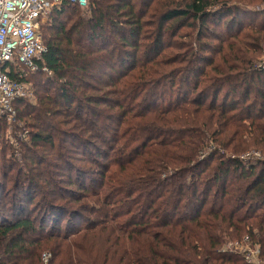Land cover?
Instances as JSON below:
<instances>
[{
  "label": "trees",
  "instance_id": "obj_1",
  "mask_svg": "<svg viewBox=\"0 0 264 264\" xmlns=\"http://www.w3.org/2000/svg\"><path fill=\"white\" fill-rule=\"evenodd\" d=\"M42 29L0 264L264 261V0H62Z\"/></svg>",
  "mask_w": 264,
  "mask_h": 264
},
{
  "label": "built area",
  "instance_id": "obj_2",
  "mask_svg": "<svg viewBox=\"0 0 264 264\" xmlns=\"http://www.w3.org/2000/svg\"><path fill=\"white\" fill-rule=\"evenodd\" d=\"M81 8L89 0H70ZM62 0H0V120L8 123L17 116L15 101L30 97V83L10 76L13 65L37 70L36 59L45 51L41 23ZM264 67V53L261 60ZM20 76H22L20 74ZM250 248V247H249ZM225 249L243 252L249 262L256 263L252 249L229 245ZM50 253H44L48 261Z\"/></svg>",
  "mask_w": 264,
  "mask_h": 264
},
{
  "label": "rangeland",
  "instance_id": "obj_3",
  "mask_svg": "<svg viewBox=\"0 0 264 264\" xmlns=\"http://www.w3.org/2000/svg\"><path fill=\"white\" fill-rule=\"evenodd\" d=\"M48 20V16L43 19L41 23V32L43 33V24H45ZM43 36V35H42ZM264 53V51H263ZM263 53L261 55V60L263 57ZM30 97H28L31 101H35V95H34V87L32 83H30ZM14 119L12 123H8L7 126H4V129H0V156L6 155V157L13 156V154L16 156H21L22 153V140L23 137L26 139H29V136L27 135V130H24L22 132L21 130L17 129L16 126H14ZM17 121V120H16ZM22 125V124H21ZM0 127H1V121H0ZM22 147V148H21ZM249 155V154H247ZM249 237L245 236L242 239H235L225 242L224 246L228 247L229 245L236 246V245H243L244 247L248 248L249 250L252 249L253 254L256 256L254 258V261H256L257 264H264V261L261 259V252L260 247L257 244H252L251 241H249ZM250 247V248H249ZM235 251V250H234ZM240 252V251H236ZM246 257V256H245Z\"/></svg>",
  "mask_w": 264,
  "mask_h": 264
}]
</instances>
